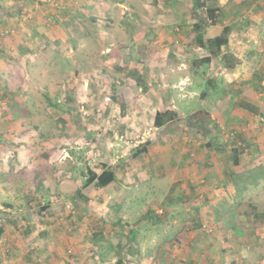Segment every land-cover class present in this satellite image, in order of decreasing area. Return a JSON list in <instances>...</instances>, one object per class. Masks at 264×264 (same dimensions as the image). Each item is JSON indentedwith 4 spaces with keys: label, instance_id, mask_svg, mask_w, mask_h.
<instances>
[{
    "label": "rangeland",
    "instance_id": "obj_1",
    "mask_svg": "<svg viewBox=\"0 0 264 264\" xmlns=\"http://www.w3.org/2000/svg\"><path fill=\"white\" fill-rule=\"evenodd\" d=\"M208 1L222 13L206 35L232 27L228 48L241 59L233 69L217 56L194 63L209 52L192 35L194 21L206 17L192 0H0L2 264H115L128 238L124 228L118 232L98 219L108 215V203L123 204L117 214L140 231L139 251H124V264H264V178L246 181L242 201L256 204L249 223L242 216L235 221L236 188L226 183L254 168L264 174V0ZM106 15L112 33L99 40L95 33ZM141 31L147 36L137 39ZM103 43L122 53L108 58ZM138 49L148 63L156 61L148 65L145 93L126 69L138 70ZM129 53L134 58H125ZM69 91L76 102L66 105ZM167 106L177 111L176 123L156 127L155 111ZM62 113L72 118L58 119ZM137 141L149 142V150L136 157ZM236 146L242 147L239 164ZM104 165L113 167L114 181L83 187L89 170ZM224 199L229 218L217 220ZM48 201L50 208L39 213ZM149 208L164 221L152 225L143 216ZM113 211L108 218L115 221ZM92 227H103L104 241L122 245L109 249L105 261L95 260ZM10 246L19 249L15 256L7 255Z\"/></svg>",
    "mask_w": 264,
    "mask_h": 264
},
{
    "label": "trees",
    "instance_id": "obj_2",
    "mask_svg": "<svg viewBox=\"0 0 264 264\" xmlns=\"http://www.w3.org/2000/svg\"><path fill=\"white\" fill-rule=\"evenodd\" d=\"M192 1H193V5L196 9L197 8H205V12H206V17H202V18L199 17V19L194 21L193 27H192V35L195 38V40L197 41L198 45H200L202 48L206 49L209 52L205 56H203L201 59H199L198 61L195 59L194 63L197 64L198 66L207 65V64L211 63L213 56H217V57H219V60L224 67H226L228 69L235 68L241 62V59L238 56H236L233 52H231L228 48V45L230 42V33L232 31V27L230 25H225L219 33L207 37L206 33H207L208 26L212 25V24H220L219 16H220V13H222V12L220 11V9L218 7L210 4L208 0H192ZM68 10H69V8H67V11ZM60 11L63 12V9H61ZM195 14L197 15V13H195ZM132 56L133 55L129 53L125 56V58H134ZM128 66L129 65H126V69L129 68V70H127L128 75L130 73V74L136 75L138 78V70L134 69L133 67H128ZM137 82H138V80H137ZM145 89H147V87ZM69 92L70 93L68 94V98H67V100L69 102L66 103V105L71 104L74 101L76 102V100L72 97V94H74V93H72V91H69ZM46 97H47V99H49V102L54 104L55 106H57V107L62 106L57 102V100L52 101L48 97V95ZM81 105L86 107L84 103ZM241 106L247 110H253L254 112L256 111V109L252 105H249L247 103L242 102ZM89 114L90 113H86L85 115L89 116ZM177 116H178L177 111H175L174 109H171L169 107L162 108L160 110L155 111L154 125L156 127H163L164 125L169 123V124L174 126V124L176 123V117ZM206 117H209V114L207 112H206V116H203L202 118L204 119ZM73 118H76V117L74 116ZM61 119H62V121L66 122L65 117H61ZM77 120H79V119H77ZM74 130H77V129L72 124V131H74ZM233 148H234L233 152H234V158H235L234 161H235V163L239 164L240 160H241V155H242V153H241L242 147L236 146ZM148 150H149V142H148V144L143 143V144L137 146L135 149H133L132 154L137 157V156H141L143 153H147ZM262 169L264 172V168H262ZM261 178H264V174L261 173L260 168L251 169V171L249 173H246V174L244 173L243 175H233V176L229 175L226 177V183L233 182V184H234L233 187L236 188V192H235L236 200H235V203H233L231 205V208H230V212H231V209L234 208L233 213H234L235 221L238 220V217L242 216L243 218L246 219L247 223L250 222V217H249L251 214L250 209L251 208L256 209V204L252 201H242L243 200V192L245 191V188L247 186L246 181H251L254 184H259L261 181L260 180ZM114 179H115V171L113 170V167L104 165V168L100 172L89 170V175L87 176L86 180L84 181L83 187L95 185L98 188H107L114 181ZM191 190H192V194L194 195V197L192 196V198L195 200H198L200 195L196 192V185L193 184L191 187ZM79 192H80L79 195H81L82 189H79ZM182 197H183L182 195L179 196V198H182ZM30 198H33V197H30ZM173 200H175V199H173ZM176 200H178V199H176ZM206 201H208V200H206ZM3 204L9 210H11V208H13L12 203L4 202ZM219 204H220L221 208L216 209L214 211V213L216 214V219L225 221L226 219L229 218V214H230L229 210L226 209L229 206V199H227V200L224 199ZM109 206H112V204L110 203ZM237 206H239L241 208L237 209ZM172 207L174 208V210L179 211L178 208H176L174 206H172ZM49 208H50V203L48 201V202H46V204H44L42 206V208L38 212L41 214H45L46 210H48ZM114 209L117 210V207H114ZM166 212L167 213L165 214V216L169 217L170 215H167L169 213V211L166 210ZM262 215H264V213H262ZM7 216H11V214H8ZM143 216H146V218L152 223V225L160 224V222L164 221V218H165V217L158 215L151 208H149L143 214ZM24 217L27 218V216H24ZM108 217H110V216L101 215L98 219L100 220V222L102 224L110 223L112 228L117 229L118 232H119V230H122V228H124L126 230L128 240H127L126 244L124 245V247L118 252V254H117L118 259L115 263V264H124L127 262V258H128L125 256L126 254L128 255L129 253H131L134 256V255H136V250L138 249V251H139V246H140L139 234H140V231L138 230V228L132 227L128 221L124 222L122 218H118L117 220L112 221ZM199 217H200V214H199ZM199 217H194V216L192 217V222H195L194 228H196V230L197 229L201 230L200 228L203 227V222H201V220L199 221ZM3 220H4V218H3ZM189 220H191V217ZM152 225H151V228L153 227ZM22 227L25 229L24 231H25L26 235H29L31 232V228L28 227L26 224L22 225ZM96 228L97 227L91 228L92 234L88 239L92 245L97 247V250H96L97 254L94 255L95 260H97V262H101V261H105L106 255L108 254L107 251L109 249L114 248V247H118L119 245L121 247L122 245L119 242L112 245L111 242L104 241L102 239L103 229H101L103 227H98L97 229ZM151 228H150V226H148V227H146V230H150ZM235 228L239 229V227H235ZM230 229H231V227L229 226L228 230H230ZM5 231H6L5 223H0V237H3L6 235ZM213 232H214V230H213ZM234 232L236 233V237H237L238 236L237 231L235 230ZM198 233H199V235L201 234L200 231H198ZM46 234L47 233H44V235H46ZM205 236H209V233H205ZM26 238L27 237L24 236V240ZM205 238L208 239V237H205ZM227 238L231 239L230 237H227ZM82 240H84V238H82ZM197 240L198 239L196 238L194 240V243ZM84 241H86V239ZM28 242H30V240ZM219 242L221 243V241H219ZM237 245L240 248V246H241L240 243H237ZM10 247L11 248L8 250L7 255L8 256H11V255L15 256L16 253L19 252V249L17 247H12V246H10ZM222 249H223V251L226 250L224 247H222ZM124 251L126 254L123 253ZM152 251L153 250H151V253H152ZM69 255L72 256V254H69ZM48 258L49 257H44V261H48ZM2 262H3V258L0 257V264H2Z\"/></svg>",
    "mask_w": 264,
    "mask_h": 264
},
{
    "label": "crops",
    "instance_id": "obj_3",
    "mask_svg": "<svg viewBox=\"0 0 264 264\" xmlns=\"http://www.w3.org/2000/svg\"><path fill=\"white\" fill-rule=\"evenodd\" d=\"M105 9H106V7H104V10L103 11H105ZM76 12H78V11H76ZM109 15H106V16H104V19H102V21H100L101 22V28L98 30V33H95L96 35H99V37H98V39L100 40V37L101 38H107L112 32V30H111V28H109V29H107V27H109V21H107L108 19H106L105 17H108ZM4 17H7L6 15L4 16ZM107 29V30H106ZM81 35H83V34H81ZM80 35V36H81ZM147 36V33L146 32H140L139 34H138V36L136 37L137 39H139V38H143L144 36ZM78 37H79V35H78ZM82 37V36H81ZM115 44V43H114ZM140 44V43H139ZM103 45V48H105L107 51L106 52H110V53H107V55H108V58H111V57H114L115 55H114V53H115V51H120L121 53H122V48L119 50V48H110L109 46H105V44L103 43L102 44ZM126 44H123L122 46H125ZM113 51V52H112ZM102 52L103 53H105V50L103 49L102 50ZM140 50L138 49V88L140 89V91H143V93H145V92H148L149 91V89H150V84H151V82L149 81V78H151V74L148 72V69L147 68H149V66H152V64H154L156 61H154L153 60V63H151V62H149L148 63V60L147 59H143V57H141V55H140ZM147 53H151V52H147ZM116 54H119V52L118 53H116ZM148 56H149V54H148ZM149 65V66H148ZM173 67H178V68H180L179 66H174V65H172ZM78 70V69H77ZM153 71V70H152ZM137 72V71H136ZM135 72V73H136ZM153 80H155V78H153ZM146 85V86H145ZM147 87V89H145ZM144 89L146 90V91H144ZM142 93V94H143ZM168 107V106H167ZM160 109H162L161 107H158V109L157 110H160ZM156 110V111H157ZM155 114V113H154ZM68 115H70V114H68V113H62V114H60L59 116H58V119L60 118L61 119V117H65L66 118V121H68L70 118H72V117H68ZM141 117V116H140ZM217 117V116H216ZM138 118H139V116H138ZM213 118H215V116L213 115ZM137 176V179H138V175H136ZM137 185H138V181H137ZM109 204L110 203H108L107 204V206H108V211L109 212H114L113 210H114V207H117V210H116V212H115V214H116V220L118 219V218H121V217H123L122 215H120V214H117V211H120L121 210V207H122V205L123 204H120V205H117V206H109ZM108 212V215L109 216H111V214ZM120 231V230H119Z\"/></svg>",
    "mask_w": 264,
    "mask_h": 264
},
{
    "label": "built area",
    "instance_id": "obj_4",
    "mask_svg": "<svg viewBox=\"0 0 264 264\" xmlns=\"http://www.w3.org/2000/svg\"><path fill=\"white\" fill-rule=\"evenodd\" d=\"M107 99H109V98H107ZM81 111H83V113H85V114L88 113V112L85 110V107H84V106H82ZM116 138H118V137H116ZM119 138H121L122 141H123L124 143H128V141L125 140L124 135L120 136ZM133 145H134V146H138V141L135 142V143H133Z\"/></svg>",
    "mask_w": 264,
    "mask_h": 264
}]
</instances>
